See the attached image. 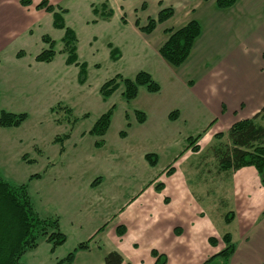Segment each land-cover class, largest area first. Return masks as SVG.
<instances>
[{"label": "crops", "instance_id": "obj_1", "mask_svg": "<svg viewBox=\"0 0 264 264\" xmlns=\"http://www.w3.org/2000/svg\"><path fill=\"white\" fill-rule=\"evenodd\" d=\"M48 1L64 10L77 35L84 83L80 67L67 64L62 52L65 30L37 7L41 0L29 6L0 0V114H27L18 127L0 126V171L14 183L29 182L41 216L58 215L66 236L54 250L43 241L22 263L57 264L73 252V264H104L117 252L122 264H157L160 255L164 264H210L230 234L235 251L228 264H264V186L257 170L221 171L198 161L215 134L264 107V0H237L228 8L217 0ZM104 3L113 16L95 21L93 7ZM167 7L174 15L151 34L136 26ZM191 20L201 24V34L187 61L173 67L159 53L168 39L164 31ZM44 36L55 42L51 62L35 59L49 47ZM112 49L120 52L118 60ZM140 71L151 74L160 91L140 87L127 106L121 87L103 101L104 82ZM60 102L88 115L63 153L54 138L69 126L56 124L51 114ZM114 104L97 146L100 138L88 131ZM135 111L145 114L143 123ZM149 154L157 157L155 165Z\"/></svg>", "mask_w": 264, "mask_h": 264}, {"label": "trees", "instance_id": "obj_2", "mask_svg": "<svg viewBox=\"0 0 264 264\" xmlns=\"http://www.w3.org/2000/svg\"><path fill=\"white\" fill-rule=\"evenodd\" d=\"M237 0H217L219 8H228ZM21 4L29 6L32 0H21ZM53 13L54 26L64 29L65 35L62 39V52L68 55L67 64H76L80 67L79 80L84 83L87 80V67L78 62V39L76 33L67 27L63 13L64 10L57 11V8L50 4L48 0H41L37 6ZM93 13L97 20H109L113 16L111 7L104 3L93 7ZM174 15L171 7L162 8L155 18H149L146 24L136 22V26L144 34H151L159 24L169 20ZM202 31L201 24L196 20H191L181 28L166 29L167 41L160 47V55L173 67H179L189 58L195 41ZM43 41L49 47L36 56L39 62H51L55 55V42L48 36L43 37ZM111 58L118 60L120 52L112 49ZM123 88L121 100L129 106L131 101L137 97L140 87H145L149 92L160 91V85L146 71L138 72L133 78L124 77L117 74L104 82L100 88V95L103 101H108L111 96L120 88ZM116 109V104L112 105L88 131L89 135L100 138L96 145L104 143L103 137L107 133L111 120ZM264 107L259 113L251 118L240 120L234 123L226 133L217 134V142L208 150L213 152L216 167L221 171H236L243 167H254L264 186V124L260 122ZM51 114L56 124H67L68 130L54 138V143L58 144L61 153L65 151V142L71 137L75 127L88 117L87 114L78 116L70 106L65 103H57L51 108ZM137 120L143 123L146 116L143 112L135 111ZM177 112L170 114L171 119H175ZM128 117V115H127ZM27 119L26 113H11L2 111L0 114L1 127H18ZM125 136V132H121ZM197 138H190L189 143L195 144ZM194 149L198 150L194 145ZM26 159V156H24ZM151 165L157 163V157L149 154L146 156ZM43 173L34 174L29 181L41 178ZM230 219V218H227ZM43 241L51 243L52 249L63 245L66 236L60 227V217L53 215L45 218L41 216L37 205L29 193V182L18 184L7 179L0 171V264H23L22 258L28 252L35 250ZM215 242L214 239H211ZM226 247L215 258L220 259L221 264H228L230 257L235 251V244L232 242L230 234L224 236ZM87 244H80L79 249L86 248ZM77 248V249H78ZM156 254V253H155ZM157 255V254H156ZM159 256V255H158ZM166 258L159 256L157 264H164ZM57 264H73V252L68 254ZM104 264H122V257L117 252H111L105 257Z\"/></svg>", "mask_w": 264, "mask_h": 264}, {"label": "rangeland", "instance_id": "obj_3", "mask_svg": "<svg viewBox=\"0 0 264 264\" xmlns=\"http://www.w3.org/2000/svg\"><path fill=\"white\" fill-rule=\"evenodd\" d=\"M108 74L109 73L104 74L103 77L107 76ZM112 77H114V76H112ZM74 114L77 115L75 112H74ZM224 133H226V132H224ZM216 136H217V134H215V136H213V140L211 141V143H208L207 146H204V149H207L208 147L214 146L216 144V142H217L216 141L217 140ZM196 137L197 136H195L194 138H196ZM210 144H211V146H209ZM198 159H199L198 161H200V160L204 161L203 166L206 165V163H208L209 165H213L214 167H216V161H215V158L213 156V152L211 150H205V152L201 156H199ZM210 264H221V261H220V259L219 260L216 259L213 262H211Z\"/></svg>", "mask_w": 264, "mask_h": 264}]
</instances>
